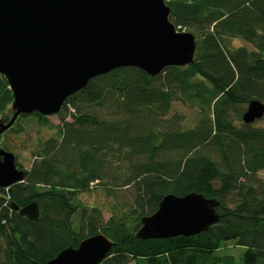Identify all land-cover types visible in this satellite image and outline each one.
<instances>
[{"label": "trees", "instance_id": "obj_1", "mask_svg": "<svg viewBox=\"0 0 264 264\" xmlns=\"http://www.w3.org/2000/svg\"><path fill=\"white\" fill-rule=\"evenodd\" d=\"M165 1L196 38L194 61L156 76L117 68L65 100L56 137L34 151L23 181L0 187V264H46L99 233L115 244L100 264H235L215 255L225 241L246 247L242 264H264V127L242 121L251 100L264 102V0ZM176 101L198 109L194 126L172 113ZM12 102L0 73V117H12ZM29 116L48 121L22 114L9 130ZM93 187L117 201L107 220L79 200ZM191 192L218 200V223L189 237H137L166 195ZM34 201L35 220L12 205Z\"/></svg>", "mask_w": 264, "mask_h": 264}, {"label": "water", "instance_id": "obj_2", "mask_svg": "<svg viewBox=\"0 0 264 264\" xmlns=\"http://www.w3.org/2000/svg\"><path fill=\"white\" fill-rule=\"evenodd\" d=\"M196 38L179 30L165 0H0V73L13 93L11 119L0 122V136L22 114L55 115L72 94L93 78L121 67L151 76L169 66L194 61ZM264 117V102L253 99L242 121ZM13 152L0 145V187L24 179ZM28 219L40 216L36 201L23 207ZM215 198L191 192L166 195L158 209L141 219L137 237L193 236L220 220ZM114 243L103 233L68 247L46 264H100Z\"/></svg>", "mask_w": 264, "mask_h": 264}, {"label": "rangeland", "instance_id": "obj_3", "mask_svg": "<svg viewBox=\"0 0 264 264\" xmlns=\"http://www.w3.org/2000/svg\"><path fill=\"white\" fill-rule=\"evenodd\" d=\"M230 43L234 47L243 46L249 50L253 49V46L250 43L241 38L231 39ZM174 112L180 113L184 116V126L186 128L194 126L200 118V113L197 108L185 105L180 101L174 102L172 113ZM10 117V114L0 117V122L7 123L10 120ZM47 119L48 121L45 124H41L34 116L20 119L17 125V128L21 129L20 132H14L8 129V131L1 136V147L6 149L7 146L9 151L15 154L17 161L22 166L21 169H30L32 162L35 159L34 151H36L38 146L46 139H49L52 136L56 137V126L61 124L60 118L55 114L48 116ZM253 124L255 126L264 127V117L255 121ZM129 192L130 191L127 192L126 189H122L118 195L125 196L127 194V196H130ZM79 200L83 205L101 208L106 220L111 215L112 205L117 202L112 197H109L102 189L96 187H93L87 192L81 193L79 195ZM245 251V246L238 245L234 241H225L222 246L215 251V255H230L234 257L235 264H242V257ZM129 264H135V262Z\"/></svg>", "mask_w": 264, "mask_h": 264}, {"label": "bare ground", "instance_id": "obj_4", "mask_svg": "<svg viewBox=\"0 0 264 264\" xmlns=\"http://www.w3.org/2000/svg\"><path fill=\"white\" fill-rule=\"evenodd\" d=\"M1 145V144H0Z\"/></svg>", "mask_w": 264, "mask_h": 264}]
</instances>
